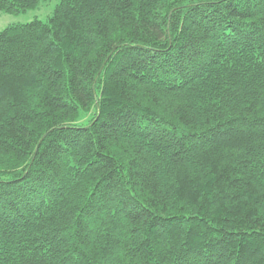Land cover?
<instances>
[{
	"label": "trees",
	"instance_id": "1",
	"mask_svg": "<svg viewBox=\"0 0 264 264\" xmlns=\"http://www.w3.org/2000/svg\"><path fill=\"white\" fill-rule=\"evenodd\" d=\"M0 264H264V0L0 31Z\"/></svg>",
	"mask_w": 264,
	"mask_h": 264
},
{
	"label": "rangeland",
	"instance_id": "2",
	"mask_svg": "<svg viewBox=\"0 0 264 264\" xmlns=\"http://www.w3.org/2000/svg\"><path fill=\"white\" fill-rule=\"evenodd\" d=\"M60 0H44L38 8L22 13H0V31L12 24L28 23L36 19L48 20Z\"/></svg>",
	"mask_w": 264,
	"mask_h": 264
}]
</instances>
